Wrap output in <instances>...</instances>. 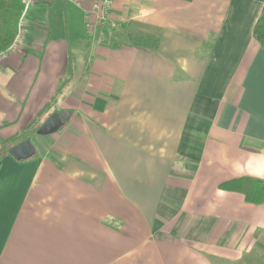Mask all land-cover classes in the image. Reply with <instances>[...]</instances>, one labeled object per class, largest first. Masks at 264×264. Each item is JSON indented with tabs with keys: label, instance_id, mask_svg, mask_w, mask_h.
I'll use <instances>...</instances> for the list:
<instances>
[{
	"label": "crops",
	"instance_id": "0c3cea01",
	"mask_svg": "<svg viewBox=\"0 0 264 264\" xmlns=\"http://www.w3.org/2000/svg\"><path fill=\"white\" fill-rule=\"evenodd\" d=\"M263 5L114 0L90 33L83 7L36 0L0 60V138L69 118L0 156V264H264V193L245 197L264 181Z\"/></svg>",
	"mask_w": 264,
	"mask_h": 264
},
{
	"label": "trees",
	"instance_id": "16d2710c",
	"mask_svg": "<svg viewBox=\"0 0 264 264\" xmlns=\"http://www.w3.org/2000/svg\"><path fill=\"white\" fill-rule=\"evenodd\" d=\"M22 7V0H0V51L5 50L12 43L17 32V23ZM252 37L262 50L264 57V5L254 23ZM127 43L134 47L156 49L159 44V36L150 33L129 31L127 33ZM37 123L38 120L35 119L28 127L14 134L8 138L7 141H11V143L16 144L30 131H34L35 133L39 126ZM4 152L7 153L8 149ZM2 154L3 152H0V156ZM251 182L255 183V185L253 188L249 189L251 192H246V199L253 202H262V197L260 199H256L253 195L257 194L259 191L264 193V181L253 180ZM219 187L223 190L242 193V178L224 181L220 183Z\"/></svg>",
	"mask_w": 264,
	"mask_h": 264
},
{
	"label": "built area",
	"instance_id": "2783aa9c",
	"mask_svg": "<svg viewBox=\"0 0 264 264\" xmlns=\"http://www.w3.org/2000/svg\"><path fill=\"white\" fill-rule=\"evenodd\" d=\"M84 9L85 28L88 32H93L96 28L115 27L116 20L112 16V5L114 0H69ZM36 0H22V11L17 23V32L12 43L3 51H0V60L8 53L19 49L25 38L27 27V11Z\"/></svg>",
	"mask_w": 264,
	"mask_h": 264
},
{
	"label": "water",
	"instance_id": "95a60500",
	"mask_svg": "<svg viewBox=\"0 0 264 264\" xmlns=\"http://www.w3.org/2000/svg\"><path fill=\"white\" fill-rule=\"evenodd\" d=\"M69 118V112L63 110L54 112L47 117L36 129L38 135H47L57 131ZM8 153L16 160H23L35 153V148L29 138L14 144L8 149Z\"/></svg>",
	"mask_w": 264,
	"mask_h": 264
},
{
	"label": "rangeland",
	"instance_id": "374dc122",
	"mask_svg": "<svg viewBox=\"0 0 264 264\" xmlns=\"http://www.w3.org/2000/svg\"><path fill=\"white\" fill-rule=\"evenodd\" d=\"M32 6V5H31ZM30 6V7H31ZM30 10V9H29ZM27 24H28V20H29V11L27 12ZM34 133V131H32ZM14 143H11V141H7V140H4L0 138V152H4L6 151L7 149L10 148V146L12 145L13 146Z\"/></svg>",
	"mask_w": 264,
	"mask_h": 264
}]
</instances>
